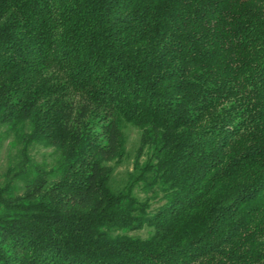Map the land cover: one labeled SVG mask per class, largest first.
Masks as SVG:
<instances>
[{
  "label": "trees",
  "instance_id": "16d2710c",
  "mask_svg": "<svg viewBox=\"0 0 264 264\" xmlns=\"http://www.w3.org/2000/svg\"><path fill=\"white\" fill-rule=\"evenodd\" d=\"M2 124L31 180L0 183V264H264V0H0Z\"/></svg>",
  "mask_w": 264,
  "mask_h": 264
},
{
  "label": "rangeland",
  "instance_id": "374dc122",
  "mask_svg": "<svg viewBox=\"0 0 264 264\" xmlns=\"http://www.w3.org/2000/svg\"><path fill=\"white\" fill-rule=\"evenodd\" d=\"M29 127L26 128V131ZM124 134L126 137V148L122 159L111 160L110 165L113 167V172L110 179V187L115 192L125 188L129 180V174L134 170V163L137 159L142 163L149 156L147 148L141 149V130L139 127L128 124L124 126ZM22 135L20 130H11L8 125H0V183L4 184L12 180V186L16 193H21L27 182L31 180V176L14 178L15 172L19 171L23 162L22 156ZM28 155L31 159V166L36 165L39 168L49 171L54 168L57 160V153L51 146L42 144H33L28 150ZM30 164V163H29ZM17 174V173H16ZM14 178V179H13ZM135 195L143 200L146 197L152 198V208L161 204V194L155 195V192H146L140 187L134 191ZM133 236L146 238L151 233L149 228L145 227L135 231H125Z\"/></svg>",
  "mask_w": 264,
  "mask_h": 264
}]
</instances>
